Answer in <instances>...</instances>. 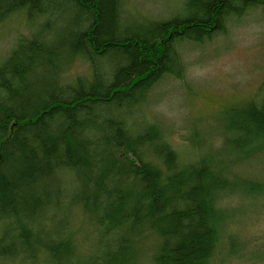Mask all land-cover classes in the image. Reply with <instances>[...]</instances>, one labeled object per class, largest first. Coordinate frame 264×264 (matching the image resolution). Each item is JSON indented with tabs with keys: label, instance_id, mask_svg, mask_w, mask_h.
Wrapping results in <instances>:
<instances>
[{
	"label": "trees",
	"instance_id": "1",
	"mask_svg": "<svg viewBox=\"0 0 264 264\" xmlns=\"http://www.w3.org/2000/svg\"><path fill=\"white\" fill-rule=\"evenodd\" d=\"M126 1L0 0V22L26 8L63 23L59 42L18 38L0 65V264H211L235 252L232 201L264 197V172H246L264 158V80L226 114L223 155L182 158L147 113L158 85L183 78L184 44L264 0H183L127 27ZM74 58L91 73L66 82Z\"/></svg>",
	"mask_w": 264,
	"mask_h": 264
},
{
	"label": "rangeland",
	"instance_id": "2",
	"mask_svg": "<svg viewBox=\"0 0 264 264\" xmlns=\"http://www.w3.org/2000/svg\"><path fill=\"white\" fill-rule=\"evenodd\" d=\"M182 4L183 0H128L127 8L131 19H165L179 13ZM22 28L15 29L12 21L0 27V64ZM181 54L183 78L168 77L158 85L147 113L162 123L182 158H194L199 149L226 154V114L255 97L264 80V13L251 9L230 18L223 33L202 44H184ZM87 73L86 64L78 62L67 76ZM251 169L264 172V158L246 172L252 174ZM232 203L229 230L238 234L235 252L223 251L214 264H264V197L236 198Z\"/></svg>",
	"mask_w": 264,
	"mask_h": 264
},
{
	"label": "bare ground",
	"instance_id": "3",
	"mask_svg": "<svg viewBox=\"0 0 264 264\" xmlns=\"http://www.w3.org/2000/svg\"><path fill=\"white\" fill-rule=\"evenodd\" d=\"M127 7H128V0L126 2H124L123 6H122V16L127 21V22L124 23L125 25L124 24L123 25L124 26H126V25H134L132 23H129V22H132V20H131V16L128 13V8ZM27 16H28L27 9L26 8H20L14 14L10 15L8 17V19H5L4 21L0 22V27L3 24H6L9 21H12V23L15 25V29H17V30H21L20 28L23 27L24 29L22 28V30H24V32L23 31H19L17 40H19L18 38H25V39L28 40V39L33 38L35 35H40L45 40L47 39L48 43H50V42H59L60 41L59 37L62 36L61 26L63 25V23H57V21H56V24H55V21L53 20V23L46 24V21L48 20L47 19L48 17L44 16L43 14L34 15L33 18H32V21ZM25 20L27 21V24H26ZM16 41H15V43H16ZM15 43H14V45H15ZM3 60H2V62H3ZM78 62H82V63L86 64L87 70H88L87 74H78V75H80V76H88L89 73H91V68H90L89 63L87 61H84L83 59L74 58L69 64H67V63L63 64V66H62V68L60 70L61 74H58L59 77H61V78L63 77V79L66 82L68 80L72 79V78L73 79L76 78L78 76L77 74L71 76V78H70V76H67V74H69V72H71V69ZM178 165L187 166V162H185V160H181V162H179ZM232 165H233V163H230V165H229V163H220V164L217 165L218 166L217 167L218 172L221 175H223V176L224 175L228 176V173L226 172L227 168L232 166ZM232 213L234 214V211ZM220 226H221V224H220ZM144 238L149 240V241H151V242L157 243V241L152 239V236H150L148 234L145 235ZM224 240H227V239L224 237ZM217 255L213 258L211 264H214L216 259L219 258V255L218 256ZM134 260H135L136 264H149V263H151L150 256H144V257L137 256V257L134 258ZM137 260H139V261H137ZM151 264H153V261H152Z\"/></svg>",
	"mask_w": 264,
	"mask_h": 264
}]
</instances>
